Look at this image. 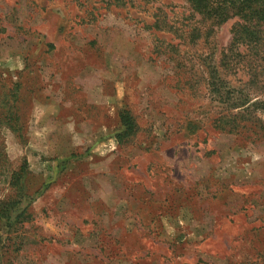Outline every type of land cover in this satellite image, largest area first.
<instances>
[{"label": "rangeland", "instance_id": "374dc122", "mask_svg": "<svg viewBox=\"0 0 264 264\" xmlns=\"http://www.w3.org/2000/svg\"><path fill=\"white\" fill-rule=\"evenodd\" d=\"M240 22L0 0V208L25 209L0 264H264V57Z\"/></svg>", "mask_w": 264, "mask_h": 264}, {"label": "trees", "instance_id": "16d2710c", "mask_svg": "<svg viewBox=\"0 0 264 264\" xmlns=\"http://www.w3.org/2000/svg\"><path fill=\"white\" fill-rule=\"evenodd\" d=\"M186 2L195 13L215 24L224 23L228 18L238 16L241 22L234 30L232 45L244 44L250 49L251 55L263 53L264 57V34H261L264 31L259 30L262 26L264 28V0H186ZM118 120L121 130L116 134V140L122 144L136 134L138 127L128 110H121L118 113ZM23 174L24 170L17 174L14 185L20 183ZM21 203L22 200L18 199L13 203L1 205L0 222L6 221V228L25 219V209L21 211L17 207Z\"/></svg>", "mask_w": 264, "mask_h": 264}]
</instances>
